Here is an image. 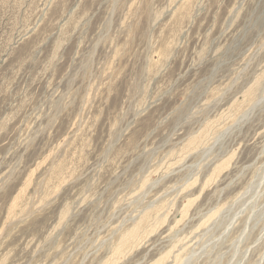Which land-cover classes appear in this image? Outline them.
<instances>
[{"label":"rangeland","instance_id":"obj_1","mask_svg":"<svg viewBox=\"0 0 264 264\" xmlns=\"http://www.w3.org/2000/svg\"><path fill=\"white\" fill-rule=\"evenodd\" d=\"M0 264H264V0H0Z\"/></svg>","mask_w":264,"mask_h":264},{"label":"bare ground","instance_id":"obj_2","mask_svg":"<svg viewBox=\"0 0 264 264\" xmlns=\"http://www.w3.org/2000/svg\"><path fill=\"white\" fill-rule=\"evenodd\" d=\"M193 143H194V142H193ZM193 143H192V144H193Z\"/></svg>","mask_w":264,"mask_h":264}]
</instances>
